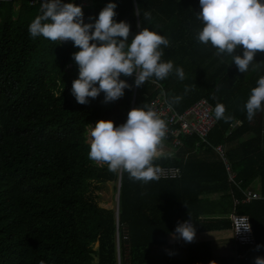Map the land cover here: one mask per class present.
<instances>
[{
    "label": "trees",
    "instance_id": "obj_1",
    "mask_svg": "<svg viewBox=\"0 0 264 264\" xmlns=\"http://www.w3.org/2000/svg\"><path fill=\"white\" fill-rule=\"evenodd\" d=\"M109 0H92L85 16L93 19ZM117 15L130 25L129 42L143 27L169 40L161 45L162 60L182 67L137 86L133 108L149 106L160 83L167 98L183 113L201 99L214 108L225 106L228 120H217L208 140L223 145L242 190L259 180L263 199L241 203L236 213L249 216L256 246L264 236V110L257 128L246 119L244 103L259 77L264 76V51H257L245 73L231 56L221 61L210 44L195 39L202 26L196 19L199 0H114ZM140 14H137L136 10ZM150 17L145 20L143 13ZM40 12L27 1L0 5V264H144L152 247L164 246L178 223L189 221L195 233L231 230L227 219H201L200 203L207 196L242 191L228 182L221 159L196 136H183V147L162 143L154 167H180L176 180L135 181L127 172H109L106 164L88 158V129L98 120L123 123L132 109L134 75L127 80L115 107L103 109V93L80 104L71 94L78 68L71 58L72 41L33 38L28 25ZM242 54V48L234 50ZM188 88L187 92L185 88ZM239 121V123L237 122ZM238 123L235 127L232 126ZM249 136L248 139L245 138ZM119 215L99 206L96 191L107 183L118 187ZM207 243L191 246L194 264ZM247 249V248H246ZM243 249V253L247 250ZM246 255V254H245ZM223 262V261H222ZM171 264V262H166ZM222 264H234L224 259Z\"/></svg>",
    "mask_w": 264,
    "mask_h": 264
},
{
    "label": "clouds",
    "instance_id": "obj_2",
    "mask_svg": "<svg viewBox=\"0 0 264 264\" xmlns=\"http://www.w3.org/2000/svg\"><path fill=\"white\" fill-rule=\"evenodd\" d=\"M199 5L196 19L202 26L195 39L210 44L221 61L224 55L231 56L238 71L245 73L256 52L264 51V0H199ZM116 7L114 0H109L94 19L89 17L85 22L82 6L75 0H41L39 14L28 25L33 38L42 36L59 43L71 40L78 49L71 53L78 68L71 85L77 103L87 104L89 98L101 93L106 103L122 97L131 85L121 75H134L136 86L151 78L164 79L173 71L178 79H184L182 67L174 68L171 60L161 59V45L167 47L169 40L143 27L129 42L130 25L114 19ZM136 12L140 14L138 9ZM149 17L150 13L145 11L143 18ZM238 48H242V54L234 55ZM181 98L171 97L169 106L179 103ZM244 110L249 121L264 110V76L250 90ZM213 113L217 120L230 119L222 103L215 104ZM165 128L164 120L147 104L130 109L125 121L118 125L112 120H98L89 131L88 158L106 164L109 172H127L135 181L146 183L157 179L159 169L154 167V161L163 154ZM241 227L250 230L249 224ZM172 236L190 242L195 228L189 221L178 223ZM253 264H264V256L254 257Z\"/></svg>",
    "mask_w": 264,
    "mask_h": 264
},
{
    "label": "built area",
    "instance_id": "obj_3",
    "mask_svg": "<svg viewBox=\"0 0 264 264\" xmlns=\"http://www.w3.org/2000/svg\"><path fill=\"white\" fill-rule=\"evenodd\" d=\"M21 1H27L31 6H39L41 0H0V5L5 3L18 4ZM67 2V0H66ZM76 4L82 6L84 12L85 22H88L85 16V9L87 7L86 0H75ZM157 87L158 93L151 100L149 106L157 113V115L164 120L166 124L165 136L162 138V142H167L174 149H180L183 147V136H196L199 138V145H205V147L211 148L216 155L221 159L227 172L228 182L231 186L239 188L243 193V200L240 201L234 198V211L230 216V222L235 242L243 247H254L256 245V238L252 229V224L249 216L236 213V207L241 203H250L254 200H262L263 197L260 193L253 192L249 189L242 190L240 188L241 182L237 179V174L233 170L232 165L227 157L226 148L223 145H212L209 140L210 132L216 126V118L213 113V106L206 100L201 99L189 109L183 113H179L173 107L169 106V100L167 98L166 91L163 86L154 82ZM238 123H235V127ZM93 124L92 126H94ZM90 130L88 129V132ZM159 169L157 172V179L154 180H176L182 176V170L180 167H156ZM242 224H249L250 230L246 231L242 227ZM239 229V231H237ZM118 264L121 263L120 253H118ZM132 264V263H128ZM144 264H166L164 262H147Z\"/></svg>",
    "mask_w": 264,
    "mask_h": 264
},
{
    "label": "crops",
    "instance_id": "obj_4",
    "mask_svg": "<svg viewBox=\"0 0 264 264\" xmlns=\"http://www.w3.org/2000/svg\"><path fill=\"white\" fill-rule=\"evenodd\" d=\"M86 3V9H88L92 4V0H86ZM136 87L135 90L137 89ZM260 117L261 111L257 113L255 119L251 123L254 128H257L260 124ZM248 138L249 136H247L245 140ZM249 190L260 193V181H254L249 187ZM107 204L110 205L111 203L108 202ZM110 207L111 206L107 208L105 206V209H112ZM199 211L201 219L230 220V216L234 211V197L232 195L224 196L218 194L207 196L202 199ZM197 243H207L209 244V248L198 254L197 258L194 260V262H196L194 264H222L224 259H232L234 264H253L254 257L264 256V247L257 249L256 245L254 247L240 246L235 242L231 230H217L195 233L193 240L190 242H185L183 239L173 238L171 235L167 245L156 246L150 249L149 262H171V264L188 262L192 259L191 246ZM261 245L264 246V236ZM243 249L247 250L246 253H243Z\"/></svg>",
    "mask_w": 264,
    "mask_h": 264
},
{
    "label": "rangeland",
    "instance_id": "obj_5",
    "mask_svg": "<svg viewBox=\"0 0 264 264\" xmlns=\"http://www.w3.org/2000/svg\"><path fill=\"white\" fill-rule=\"evenodd\" d=\"M119 102V98L116 99L115 101L111 102H104L103 100V109L104 110H109L112 109L113 107L116 106V104ZM92 125L89 127V130L91 129ZM90 141V136L88 132V143ZM96 195L99 196V206L102 208H105V206L108 208L115 209L117 206V201H118V187L116 190V184L115 183H107L101 187L100 190L96 191ZM111 203L108 205L107 203ZM96 264V263H95Z\"/></svg>",
    "mask_w": 264,
    "mask_h": 264
},
{
    "label": "water",
    "instance_id": "obj_6",
    "mask_svg": "<svg viewBox=\"0 0 264 264\" xmlns=\"http://www.w3.org/2000/svg\"><path fill=\"white\" fill-rule=\"evenodd\" d=\"M137 88V87H136ZM137 90V89H136ZM136 90H135V94H134V98H133V104H132V108L134 106L135 103V97H136ZM122 171H120L121 173ZM120 187H121V174L119 175V180H118V201H117V206L115 208V214L116 217L118 218L119 215V196H120Z\"/></svg>",
    "mask_w": 264,
    "mask_h": 264
}]
</instances>
